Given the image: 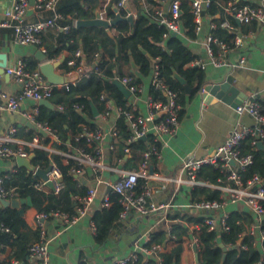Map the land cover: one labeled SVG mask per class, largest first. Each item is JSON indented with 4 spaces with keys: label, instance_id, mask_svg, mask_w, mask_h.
Instances as JSON below:
<instances>
[{
    "label": "built area",
    "instance_id": "obj_1",
    "mask_svg": "<svg viewBox=\"0 0 264 264\" xmlns=\"http://www.w3.org/2000/svg\"><path fill=\"white\" fill-rule=\"evenodd\" d=\"M58 1L11 0L10 7L3 12L0 18V27H11L13 29V42L15 44L40 47L41 33L46 29L68 30V26H60L56 22L62 18L61 14L56 11ZM126 1L118 0L114 5L113 11L116 15L121 9H126V16L129 14L130 11L126 6ZM141 1L143 2V0ZM238 1L230 0L225 4V16L231 14L235 20L245 25L264 23L263 0H260L258 4L253 3L255 0H244L246 1L244 4ZM180 3L181 0H157V3L153 5L144 4L145 10L154 22L158 26L164 27V39L173 33L180 34L182 32L179 19L181 14ZM209 3L210 0H191L189 3L195 34L201 29L202 13L209 6ZM30 10L51 12L53 17L29 23L26 22L25 18ZM101 17L110 20L106 15H101ZM217 26L233 33L234 27L227 18L224 17L218 24L211 21L210 32L206 37L205 45L208 61L198 57L190 63L191 66L200 70H204L208 64L222 66L232 51L242 47L243 35L233 33V37L229 41H222L213 36L211 32ZM99 57V52L94 53L93 62L98 60ZM155 62L156 60L153 61L150 72V89L163 92L164 100L154 98L150 93L145 102L144 114L139 113L129 101L124 106H113L104 94L100 95L105 115L113 109L118 114L119 119L125 120L128 124L130 136L127 138L126 144H131L151 135L149 146L142 152L138 168L122 172L119 178L110 185L112 192L118 195V202L121 206L118 222L124 220L130 212H134L139 216L152 215L162 220H171L176 224L186 226L192 232L191 245L198 246L197 231L200 226H204L207 231H214L220 228L223 232H227L226 219L229 214L227 212H223L219 216L214 214L219 210H223L229 204H241L249 213L256 217V221L249 226L247 233L254 236L258 233V244L264 250V231L261 230V223L264 220V178L256 172H248L254 162L253 154L242 153L241 151V147L246 140H250L252 146H256L259 141L264 144V93L260 98L252 96L243 103L242 109L251 117L254 122L253 125L241 124L234 127L225 140L216 146L212 152L203 155H197L192 152L183 160L182 165L175 174L162 173L151 169V158L161 159L160 137L162 135H174L179 128L181 106L176 101V93L160 77V71ZM85 64L86 61L82 57L81 50L76 49L67 60V65L71 70L65 75L76 74L79 78L86 75L88 70ZM244 64L245 58L240 56L235 65L243 66ZM92 71L98 72L95 64ZM5 73L20 85V90L15 94L0 93V113L17 112L25 100L34 102H38L41 99L48 100L53 88L68 87V84L45 86L44 78L39 70H29L27 60L23 58L6 66ZM114 80H117L129 92L130 96L137 97L142 92L141 84L135 82V78L129 73L123 74L121 77H115ZM75 83L76 81L72 82V84ZM77 107L75 106V108ZM59 108L61 109V107ZM36 114L37 109L34 108L28 114L29 120L36 125L39 132L43 131L56 139L57 135L48 125L35 121ZM14 131V129H11V132ZM108 134L111 137L117 135L116 130H111ZM106 135L107 133L98 127L94 130L83 128L79 134H76V141L80 138H85L89 147L92 142L95 145L92 146V152L90 153L77 149L75 161L79 168L75 173L85 165L90 166L95 172L105 168L101 159L99 143L105 139ZM10 141V138H0V157H27L29 150L47 149V144L42 142V137L39 134L35 135L31 141L22 142L16 146H11ZM129 150L127 146L124 147V153H128ZM203 165H210L219 171L221 175L216 183L198 179L197 174ZM5 178V175L0 176V201L15 198L17 195L15 189L5 188ZM48 178L52 183L54 193H58L62 188V183L60 173L54 164H52V171L48 174ZM183 186H186L189 190L187 201L185 203L173 201V197L179 193ZM33 187L40 189L41 184H33ZM196 187L218 190L219 197L215 200L192 199L191 191ZM94 195V190L89 189L86 195L78 197L79 205L72 215L58 210L50 213L38 212L36 214L34 229L38 231V240L31 243L28 248V264H48L49 252L45 240V223L48 218L52 217L66 223H75L87 213ZM167 196H170V198L168 199ZM102 203L103 206L110 205L108 193L104 196ZM184 212L198 215L201 218V222L186 221L181 217ZM92 228L94 231L93 223ZM0 229L6 230L1 223ZM162 247L161 243H154L149 240L148 246L136 247L130 254L113 258L107 264H134L138 262L140 255L145 260L155 259L160 262V254L163 253ZM6 264H21V262L11 258Z\"/></svg>",
    "mask_w": 264,
    "mask_h": 264
},
{
    "label": "trees",
    "instance_id": "obj_2",
    "mask_svg": "<svg viewBox=\"0 0 264 264\" xmlns=\"http://www.w3.org/2000/svg\"><path fill=\"white\" fill-rule=\"evenodd\" d=\"M137 9V14L133 23L121 21L111 28V33H107L103 28H75L71 26L74 19L90 18L92 9L95 6H83L80 0H59L56 11L61 14V25H70L68 30L59 31L55 46L45 47V56L47 60H55L63 51L70 54L76 49H80L82 57L85 59L86 68H90L92 63L98 68V72L88 70L87 74L82 76L75 84H69L68 87L61 89L53 88L49 97L52 108L36 105L37 114L35 121L48 125L57 135L58 139H63L64 133L61 128L62 123H69L76 134H79L83 128L94 130L97 124L91 110V103L96 107L98 113L103 112V102L100 95L104 94L108 99L113 100L118 106H124L128 101L113 83L115 77H121L123 72L121 65L132 63L138 68L142 76H147L152 69L153 61L156 60L160 71V77L165 84L176 93V101L181 106L179 117L183 115L187 97L193 96L204 85L205 74L203 70L190 65L197 56L183 42L180 35L171 34L168 38H163L164 27H160L154 22L149 13L145 11L144 4H156L157 0H133ZM191 0H181L179 19L182 26V35L186 38H195L193 16L190 10ZM230 0H210L209 6L203 11L202 15L209 17L217 24L224 19L222 5ZM118 0H110L106 6V17L114 19L116 17L113 6ZM241 4L244 0L238 1ZM126 16V9H121L118 13ZM233 25L235 19L231 14L225 16ZM212 35L222 41H229L233 37L227 29L217 26L212 30ZM99 52L98 60H92L94 53ZM69 57H65L60 65L63 73H67L71 68L67 65ZM113 58V61H112ZM28 63L29 70L37 69L35 60ZM190 65V66H188ZM176 75L185 80V84L191 88V93L186 94L184 85L177 79ZM135 79V82H139ZM154 98L164 100V94L160 91L151 90ZM78 106L79 109H76ZM61 107V109L59 108ZM117 137L114 138V145L117 147L118 156H122L124 147H128L134 157L139 152L146 149L147 141L151 139H139L131 144H126L130 136V130L127 125L122 124L117 128ZM32 133L27 139L32 138ZM44 143L49 138L43 137ZM56 148L62 151H68L65 146L55 144ZM92 142L89 147L85 138H80L75 142V149L92 152ZM242 153L253 154L254 162L248 172H256L264 178V150L257 149L246 140L242 147ZM34 156L31 164L35 167L46 168L50 164L58 169L61 176L62 188L58 193L53 190L45 193L33 187V184L40 183V179L33 177L31 172L25 168H17L15 174H8L4 184L6 189H15L16 197H30L32 207L37 212L50 213L58 210L60 212L72 215L79 205L78 197L84 196L88 192L85 185L79 184L75 177V171L79 168L76 161L68 159L63 163L62 158L55 154H50L46 150H29ZM217 169L210 165H203L197 174L198 179L216 183L220 177ZM110 205L94 211L91 220L95 227V241L97 244H104L110 239L112 230L118 222L121 206L118 202V195L108 191ZM192 199L204 198L215 200L219 197V191L206 187H196L191 191ZM188 222L200 223L201 218L189 217L186 214L181 215ZM52 217L48 218L50 220ZM173 218V217H171ZM253 215L244 211H230L226 225L227 232L207 231L204 226L198 230L199 262L200 264H220L223 250L220 247L222 243L226 248V255L223 264H264V250L255 246L256 236L246 234V226L253 221ZM0 223L6 228L0 229V244L9 248L8 258L19 260L22 264H28V248L31 243L38 240V231L27 226L24 218L16 209L0 205ZM261 230L264 231V220L261 223ZM189 229L182 224L173 227L169 232H155L150 234V241L162 243L173 240L175 246L169 252L160 254L161 261L155 259L145 260L142 255L138 262L134 264H180V254L182 251L183 236H189ZM241 240L240 244L238 241ZM148 246V243L145 244ZM144 245V246H145ZM84 264V263H81Z\"/></svg>",
    "mask_w": 264,
    "mask_h": 264
},
{
    "label": "crops",
    "instance_id": "obj_3",
    "mask_svg": "<svg viewBox=\"0 0 264 264\" xmlns=\"http://www.w3.org/2000/svg\"><path fill=\"white\" fill-rule=\"evenodd\" d=\"M109 2L110 0H80V4L83 6H95L92 9L91 17H94L96 11H99L102 16H105V8ZM258 2H260V0H255L253 3L258 4ZM10 5L11 0H0V18ZM126 6L135 19L137 9L134 5V1L127 0ZM224 8L225 5H222L223 17H225ZM52 17L53 14L51 12L30 10L25 19L26 22L32 23ZM75 20L76 19H74L71 24L73 27H75ZM211 21L209 17L202 16L201 29L193 39L184 37L182 32L177 34L181 36L185 45L188 46L197 58L200 57L205 61H208L205 45L206 37L210 32ZM56 22L58 25L62 26L61 21L57 20ZM64 26L70 27V25ZM233 27V33L243 35V45L227 56L224 65L214 66L208 64L206 66L203 70L205 74L204 85L228 82L240 92L241 96L236 95L235 99L231 101L235 106L220 101L215 103L210 102L209 104L204 103L199 97L198 92L191 97H187L179 128L174 135H162L160 137L161 159L151 158V169L162 173L175 174L182 165L183 160L192 152H195L197 155L210 153L216 146L220 145L225 140L228 133L234 127L240 126L241 124H254L251 117L244 112L242 106L247 98L252 96L260 98L264 93V23H251L245 25L235 20ZM59 31H61V29L56 28H48L43 31L41 33L40 48L35 45L15 44L13 42V29L11 27H0V67L4 70V73L0 74V93L15 94L20 90V85L14 82L12 78L5 73L6 66L23 58L26 59L27 62L35 60L38 69L39 61L35 56L36 51L39 49L45 52L46 46H55ZM69 56V52L63 51L57 59L50 61H57L61 57L65 58ZM240 56L245 58V64L243 66L235 65ZM93 66L94 63H92L90 68L86 69L92 70ZM120 70L123 74L129 73L135 79L140 80L137 83L141 84L142 92L137 97L129 95L127 101L132 103L139 113L144 114L145 102L148 95L151 93L149 84L150 73L147 76H142L138 68L132 63L121 65ZM55 72L65 75L60 66ZM69 84L72 83H68V85ZM109 101L113 106H116L113 100L109 99ZM36 105H38V102L25 100L22 102L19 111L14 113H0V138H10L11 146H16L19 143L31 141L35 135L39 134L42 137V142L44 140L43 137L49 138L48 142L45 143L47 144L46 151L50 154L60 156L63 163H66L68 159L75 161L77 149L74 147L76 133L73 127L69 123L61 124L64 133V137L61 140L58 139L57 136L56 140L48 134L40 133L36 125L28 118V114L36 108ZM76 109L79 108L77 107ZM94 122L97 124L98 128H101L107 133L105 139L99 143L101 159L105 168L99 172H95L90 166L85 165L75 175L79 184L85 185L88 190L93 189L95 192L93 201L84 216L80 217L75 223H66L55 218L46 221L45 240L49 252L48 264H107L113 258L126 256L134 251L136 247L144 246L150 240L151 233L161 231L169 233L173 227L178 225L171 220H162L152 215L139 216L134 212H130L124 220L117 222L109 240L101 245L96 243L95 230L93 231V222L91 220L94 211L103 207L102 202L104 196L108 193L109 189H111L110 185L119 178L122 172L132 171L138 168L142 152H139L137 157H134L130 150L128 153H124L123 148V155L118 156L117 147L114 145V138H116L117 135L111 137L108 133L111 130L117 131V128L122 122H124L127 127L128 124L125 120L119 119L115 110L112 109L105 115L103 109V112L98 113L95 117ZM11 129L15 131L11 132ZM30 133L33 135L29 140L27 137ZM149 136L151 137V135H148V137ZM147 138L144 137V139ZM149 143L150 140L147 141L146 149ZM55 144L65 146L69 150L66 152L59 150L56 148ZM111 145L113 146L112 148ZM17 168L15 158L0 157V176L15 174ZM38 184H41L39 190L45 193L51 191L41 180ZM188 192L189 190L187 187L183 186L179 193L173 197V201L185 203L188 199ZM167 197L168 199L170 198V196ZM233 210L240 212L244 211L252 215L241 204H229L223 208V210L215 212L214 215L219 216L223 212L229 214L230 211ZM37 213V210L31 206L24 207L23 212L19 214L24 218L27 226L34 229V219ZM183 214L189 217H199L198 215H192L187 212ZM253 217V221L246 226V234H248L247 231L249 226L256 221V217L254 215ZM217 231L223 232L220 228H218ZM189 233V236H183L180 264H196L195 251L193 249L196 245H191L192 232L189 230ZM258 237L259 235L257 233L254 245L257 246L260 251H263L258 244ZM161 244L163 245V252H169L175 246L173 240L164 241ZM196 251L199 259V246H196ZM8 253L9 248L0 244V264H6L9 260Z\"/></svg>",
    "mask_w": 264,
    "mask_h": 264
},
{
    "label": "water",
    "instance_id": "obj_4",
    "mask_svg": "<svg viewBox=\"0 0 264 264\" xmlns=\"http://www.w3.org/2000/svg\"><path fill=\"white\" fill-rule=\"evenodd\" d=\"M129 12V11H128ZM134 17L129 12L127 16H121L119 14L116 15L114 19H106L102 18L99 11H96L94 17L91 18H79L75 20L74 26L75 28H103L107 33H111V28L117 25V23L121 21H128L133 23ZM173 35H177V33H173ZM36 59L39 61L38 70L41 73L42 77L44 78V85L45 86H52V85H64L68 83H72L79 79V76L76 74L73 75H64L61 73L55 72L57 68L61 65L64 58L61 57L57 61H50L46 59L44 52L41 50H37L35 53ZM4 70L0 67V74H3ZM176 79L184 85V89L186 94L191 93V88L185 84V80L180 76L176 75ZM113 83L119 88L122 92L124 97L127 99L129 97V92L124 89L117 80H114ZM198 92L199 97L203 100L204 103H215V102H224L227 104H234L231 103L233 99H235L236 95H240V92L231 86L228 82H220V83H210L202 86ZM38 105H43L49 108H52L53 105L50 103L49 100L41 99L38 101ZM235 106V105H234ZM91 110L93 116L96 117L98 115V111L96 107L91 103ZM40 133L45 134V132L40 131ZM144 139V137L142 138ZM256 148L260 150H264L263 142L259 141L256 143ZM34 156L33 152H30L27 157H15V164L18 168H25L27 171L31 172L33 177L39 178L46 187L53 190V186L51 181L48 178V174L52 171V165L50 164L46 168H39L35 167L31 164V159ZM0 204L4 207H11L16 209L20 214L23 212L24 207H31L32 202L30 197L19 198L15 197L12 199H3L0 201ZM241 240L238 241L240 244ZM223 254L220 264H223L225 259L227 248L220 244ZM195 251V263L199 264L198 254L196 251V246L193 247Z\"/></svg>",
    "mask_w": 264,
    "mask_h": 264
}]
</instances>
